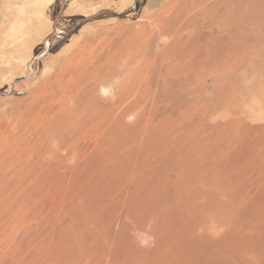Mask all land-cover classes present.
<instances>
[{"label": "rangeland", "instance_id": "rangeland-1", "mask_svg": "<svg viewBox=\"0 0 264 264\" xmlns=\"http://www.w3.org/2000/svg\"><path fill=\"white\" fill-rule=\"evenodd\" d=\"M200 1L0 0V192L43 137L49 166L0 264H264V0L172 31Z\"/></svg>", "mask_w": 264, "mask_h": 264}, {"label": "bare ground", "instance_id": "bare-ground-1", "mask_svg": "<svg viewBox=\"0 0 264 264\" xmlns=\"http://www.w3.org/2000/svg\"><path fill=\"white\" fill-rule=\"evenodd\" d=\"M179 1V0H177ZM200 1V0H199ZM208 0H201L198 5H195L194 7H191L192 9L189 11L191 12V15L188 17L184 16L185 19L183 20H179L181 23H179L178 27H172V31H178L180 30V28H183L184 29V25H186V23L191 19V17H197L196 15L199 14L201 15V13H204V10L205 8L207 7H210V6H205L204 7V3H206ZM212 1V0H211ZM222 2L223 0H215V5H218V8L220 9L221 5H222ZM212 4V3H211ZM181 6V4L179 5ZM183 6V5H182ZM178 10L180 9L178 6H177ZM216 7V10L218 9ZM210 9V8H209ZM208 10V9H207ZM172 12V11H171ZM177 12V10H176ZM179 13V12H178ZM189 14V13H188ZM187 14V15H188ZM172 15V13H169V16ZM176 15V14H175ZM179 15V14H177ZM186 15V14H185ZM176 17H179V16H176ZM175 17V18H176ZM182 18V17H181ZM178 20V19H177ZM193 20V19H192ZM166 25V24H165ZM166 28V27H165ZM168 28V27H167ZM182 29V30H183ZM168 31H171V30H168V29H164L163 32H168ZM88 116V115H87ZM86 116V117H87ZM85 117V118H86ZM79 118V117H78ZM77 118V119H78ZM89 118V117H88ZM99 118V117H98ZM82 119V118H81ZM74 120V119H73ZM80 120V119H78ZM90 120V118H89ZM108 120V119H107ZM109 121V120H108ZM105 120H102L101 122H98L96 124L93 123V120L91 121V127L88 128L89 130V134L90 135H95V137L97 135V133H99V131L104 128V130H109L111 129V126H112V123L111 122H108ZM95 122V121H94ZM77 123V121L75 122ZM83 123V122H82ZM81 122L77 123V127H76V130H74L73 132H76V133H79V128ZM84 124V123H83ZM120 124V123H119ZM124 124V123H123ZM75 127V126H74ZM86 130V131H88ZM104 130L102 131V133H105ZM114 130V128H113ZM81 131V130H80ZM109 132V131H108ZM107 132V133H108ZM111 132V131H110ZM109 134V133H108ZM92 138V137H91ZM8 140V139H7ZM97 140V139H96ZM63 142V140H62ZM33 143V142H32ZM72 143V141H71ZM39 143H36V144H33V146L31 147H28V148H24V149H20L16 152L15 154V162L16 163H19L20 165V171H16L15 173H10L9 171V176L7 175L8 178H6V183L2 189V191L0 192V198H4L5 200H9V203L12 205V207H14V211H25L26 213H30L32 210H34L36 207L39 206V204L37 203V200L40 199V198H46L48 196L45 197V195L49 192H47V189H46V175H47V168L49 167H46L45 165V162H46V157H45V154L47 152V144H46V139L45 137L42 138V142L37 145ZM4 144H2L0 142V147H3ZM11 148V147H10ZM1 150L5 149L4 147L3 148H0ZM14 149V148H13ZM22 158H27L26 160V163L23 165L22 161L20 159ZM21 161V162H20ZM15 163V164H16ZM22 165H21V164ZM17 166V165H16ZM18 167V166H17ZM37 167H39L40 169V172L38 171ZM6 170V169H5ZM8 170V168H7ZM11 170V168H10ZM15 170V169H14ZM13 170V172H14ZM137 172V171H136ZM2 173V172H0ZM6 174V173H5ZM106 174V173H105ZM131 174V172L129 173ZM133 174V173H132ZM132 174H131V177H132ZM4 176V173L2 174ZM138 174H136L137 176ZM2 176V177H3ZM140 176V175H139ZM138 176V178H139ZM117 177V176H116ZM149 177V176H148ZM129 178V176H128ZM133 179H135L134 177H132ZM131 179V178H129ZM141 180V177L139 178ZM126 180L127 179V176H126ZM71 182V181H69ZM136 183V181H134ZM141 182V181H140ZM83 183V182H82ZM109 183V182H108ZM122 183V182H121ZM134 183V184H135ZM48 184V183H47ZM81 184V183H80ZM105 184V183H103ZM102 184V185H103ZM133 184V185H134ZM113 185V184H111ZM110 185V186H111ZM117 185V184H116ZM136 185V184H135ZM140 185V184H138ZM80 186V185H78ZM113 187H115V182H114V185ZM123 187V186H122ZM128 187L126 186V189ZM109 189V188H108ZM119 189V188H118ZM118 189H115V190H118ZM121 190V189H120ZM74 191V190H73ZM130 191V190H129ZM133 191V189H132ZM139 191V190H138ZM83 192V191H82ZM127 192V191H126ZM126 192H124L126 194ZM74 193V192H73ZM124 193L122 192V194L124 195ZM136 193V192H135ZM87 194V193H86ZM149 193H147V196H148ZM70 195V193H69ZM104 195V194H103ZM118 195V194H117ZM120 195V194H119ZM119 195L115 198H119ZM128 195V194H127ZM131 195V194H129ZM128 195V197H129ZM146 195V194H145ZM66 196V195H65ZM71 196V195H70ZM105 196V195H104ZM138 196V195H137ZM146 196V197H147ZM108 197V196H107ZM90 198V197H89ZM139 198V197H138ZM71 199V198H69ZM88 199V198H87ZM85 199V201L87 200ZM103 199V198H102ZM141 199V197H140ZM143 199V198H142ZM118 200V199H117ZM122 201V199H120ZM119 200V201H120ZM116 201V200H115ZM3 202V201H2ZM125 202V200L123 201V203ZM144 202V201H143ZM89 203V202H88ZM108 204V202H105V204ZM115 203V202H114ZM122 203V202H121ZM133 204V203H131ZM109 205V204H108ZM119 205V204H118ZM134 205V204H133ZM9 206V205H8ZM103 206V205H101ZM88 207V206H87ZM109 207V206H108ZM122 207H124L122 205ZM121 207V209H123ZM132 207V206H131ZM1 208V206H0ZM105 205H104V208L105 209ZM120 208V207H119ZM135 208V206L133 207ZM11 209V208H10ZM131 209V208H130ZM78 210V209H77ZM75 210V211H77ZM80 210V209H79ZM88 210V209H87ZM132 210V209H131ZM89 212V211H88ZM105 212V211H104ZM123 212V211H122ZM121 212V213H122ZM127 212V211H126ZM130 212V211H129ZM128 212V213H129ZM76 214V213H75ZM90 214V212H89ZM133 214V213H132ZM132 214L129 213V217L130 216H133ZM89 216V215H88ZM127 216V215H126ZM79 217V216H78ZM128 218V217H127ZM81 219V218H80ZM83 219V218H82ZM81 219V220H82ZM74 222V221H73ZM76 222V221H75ZM82 222V221H81ZM98 222V220H97ZM104 222V221H103ZM96 223V221H95ZM92 225V223L90 224ZM93 226V225H92ZM88 227V226H87ZM96 227V226H95ZM95 229V228H94ZM125 229V228H124ZM80 231V230H79ZM89 231V230H88ZM91 231V230H90ZM94 231V230H93ZM105 231V229L103 230ZM81 232V231H80ZM106 233V232H105ZM104 233V234H105ZM95 234V233H94ZM109 235V234H107ZM106 235V237H107ZM96 236V235H95ZM111 236V235H110ZM109 236V237H110ZM115 235H113L114 237ZM112 237V238H113ZM109 239V238H108ZM79 243V242H78ZM174 247V246H173ZM86 250V249H85ZM92 251L93 248H92ZM100 251V250H99ZM84 252V251H83ZM101 252V251H100ZM115 252V251H114ZM180 252V251H179ZM256 252V251H255ZM99 253V252H98ZM97 253V254H98ZM102 253V252H101ZM113 252H111L112 254ZM182 253V252H181ZM110 254V252H109ZM178 254V253H177ZM102 255V254H101ZM99 256V255H98ZM106 256V255H105ZM186 256V255H185ZM103 257V256H102ZM116 258V257H115ZM182 258V257H181ZM253 258V257H252ZM256 259V258H255ZM187 260V259H186ZM185 262V261H184ZM164 264V263H163Z\"/></svg>", "mask_w": 264, "mask_h": 264}]
</instances>
